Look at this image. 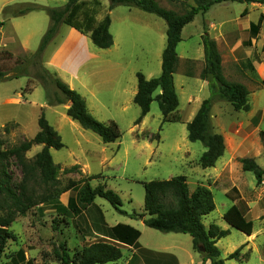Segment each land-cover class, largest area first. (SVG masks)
<instances>
[{"label": "rangeland", "instance_id": "1", "mask_svg": "<svg viewBox=\"0 0 264 264\" xmlns=\"http://www.w3.org/2000/svg\"><path fill=\"white\" fill-rule=\"evenodd\" d=\"M67 1L0 0V21L5 23L0 30V52L7 51L12 55L10 58L0 53V68L13 70L17 61L21 60L30 62L32 72L31 77L0 82V145L4 150H10L34 138L38 132L37 116L41 109H44L43 113L64 144L63 149L50 151L54 163L60 167L58 183L49 190L37 189L34 196L35 200L46 196L53 199L35 206L24 216L11 213V210L0 211V216L13 214L14 223L10 229L16 238L8 242L3 263L23 249L27 259L34 260V264H62L55 255L61 243H65L71 256H74L83 248L82 240L87 243L94 241L93 231L101 227L94 216L110 225L126 221L125 215L119 214L101 198L95 200L90 211L77 218L67 210L57 212V203L66 206L71 193L77 196V190L82 187L80 181L99 177L89 182L93 188L106 186L119 195L122 209L128 215L144 216L145 190L142 183L185 176L191 192L198 185H204L214 195L216 209L203 219V224L207 228L214 224L229 231V235L217 243L225 264H264V178L258 184L255 175L243 171L239 161L241 158H252L264 170V141L260 136V132L264 131V87L255 67H264V20L259 31L252 29L260 15H264V5L221 3L212 6L205 14L196 15L193 22L183 29L182 41L177 47L180 62L174 84L180 103L175 118L179 121L163 123L159 104L154 101L149 114L136 126L141 110L132 99L131 88L137 82V73L148 79L161 74L167 24L156 15L137 8L120 5L110 11V0H82L85 9L96 14L98 22L110 16V32L116 44L112 51L92 44L100 56L93 59L88 70L82 71V77L75 81L80 84V88L75 86L76 89L86 95L87 92H94L100 101L102 106L97 103L96 110L90 104L93 115L103 123L116 122L120 128L122 138L115 143L104 144L97 134L84 130L66 114L62 119L63 106L45 109L48 106L47 90L33 76L32 57L50 27L46 11L48 8L63 7ZM156 1L166 10L180 15L195 5L194 0L176 3ZM246 9L248 14L243 16ZM28 11L36 12L22 15ZM206 32L216 42L222 56L223 75L228 81L240 82L248 88L251 106L246 113L235 111L231 104L225 102L213 105V130L223 135L229 151L214 168L209 169L200 166L206 147L201 142L189 141L187 125L191 121L188 119L190 113L201 101L210 97V92L207 87L200 88L203 84L201 80L187 78L184 74L190 68V60H204L202 38ZM45 56L42 64L46 67ZM247 61H251L255 72L243 68L242 63ZM202 68L197 63L194 71L200 78H204ZM30 88L32 92H28ZM48 90L57 94L68 109V100L54 85H50ZM191 95L197 101H191L190 106ZM88 101L91 102L89 96ZM155 135H159L160 139L151 140ZM235 139L241 141L238 152ZM41 149L42 146H34L26 154L27 159H34ZM75 165L80 168L70 173L69 169ZM7 167L12 186L19 192L23 183L22 169L14 158L7 162ZM71 185L78 186L76 191L68 189ZM235 204L254 223V232L250 237L224 220L225 213ZM93 206H97L98 210ZM141 218L135 220L139 222ZM149 232L158 231L151 229ZM238 249L240 261L227 260ZM115 264H122V261Z\"/></svg>", "mask_w": 264, "mask_h": 264}, {"label": "trees", "instance_id": "2", "mask_svg": "<svg viewBox=\"0 0 264 264\" xmlns=\"http://www.w3.org/2000/svg\"><path fill=\"white\" fill-rule=\"evenodd\" d=\"M176 3L184 0H169ZM236 2L241 4L257 3L264 5V0H194L195 5L190 6L184 14L180 15L174 11L161 7L156 0H110L111 11L116 6H127L137 8L143 12L156 15L167 24V45L163 53L162 73L158 78L148 80L142 73H137L138 92L134 103L141 110V115L135 125H140L149 114L154 101L158 102L163 116V123L178 122L175 113L179 108V97L174 84V75L177 72L179 57L177 54L178 44L182 41V31L189 23L193 22L196 15L207 13L216 4ZM33 11H28L26 15ZM50 27L44 35L40 47L32 57L35 68L34 79H36L46 91L47 103L52 106L64 105L65 102L57 95L52 94L48 87L54 85L62 95L72 102L67 109V115L73 121L78 122L82 128L97 134L104 144H111L122 138V133L116 122L103 123L94 117L88 110L85 99L76 90L71 89L57 74L47 69L42 60L44 54L55 39L62 25L71 27L82 34L90 35L93 44L99 49H109L113 46V36L110 32L111 18L109 15L101 22L96 20V14L85 9L82 0H68L60 8H48ZM248 14L246 9L243 16ZM80 18V19H79ZM264 20L261 14L256 25H252L254 31H259ZM0 21V30L4 26ZM204 48L205 68L203 69L204 80L208 82L210 97L205 99L193 120L188 123V139L190 142H201L206 147V152L200 159V166L203 169L214 168L217 162L224 156L226 143L223 135L215 133L211 123L212 107L217 102L231 104L235 111L249 112L250 92L240 82L228 81L223 75L222 56L217 44L210 39L206 32L202 38ZM3 55L12 57L7 52H0ZM29 61L18 60L17 67L13 70L0 68V82L18 79L20 77H31ZM243 68H249L255 72L251 61L242 63ZM13 74V75H11ZM264 87V78L261 81ZM28 92H32L31 88ZM157 91L160 94L155 96ZM39 132L31 140L16 145L10 150H4L0 145V211L19 213L24 216L29 210L37 205L48 203L53 199L50 196L35 200L37 189L49 190L58 183L60 167L54 163L51 149L61 150L64 148L60 134L49 123L42 112L38 119ZM8 131V128H5ZM264 141V131L260 132ZM160 139L159 135L151 137V140ZM42 146L34 159H27L26 154L34 147ZM14 158L23 172V183L19 192L11 183L7 162ZM240 163L245 172H252L257 183L261 184L264 178V170L252 158H241ZM76 165L69 169V172L78 170ZM99 177L92 176L87 180L80 181L82 187L77 190V196L72 193L69 196L66 206L56 204V211H69L74 218L81 216L97 198L106 200L121 215L129 216L132 219L147 216L144 224L155 231L163 234H185L193 239V248L203 256L204 262L210 264H225L221 259V253L217 247L218 241L229 235L228 230H223L217 225H210L206 228L203 219L213 213L216 209L214 195L205 186H198L193 192L190 191L188 179L185 176L173 177L169 180L144 182L145 190L144 216L137 214L128 215L123 211V203L119 195L106 186L100 185L93 188L90 181ZM77 185H71L68 189L76 191ZM6 213L0 216V264H34V260L27 259L26 252L20 249L14 256L3 263L7 244L15 240V235L10 229L14 223V216ZM224 220L234 229L251 236L254 232V223L246 217L244 211L237 205H233L224 215ZM56 229V228H55ZM108 238H101L90 243H85L80 252L71 256L67 245L61 243L58 250H55L57 259L62 264H109L116 263L123 258L125 246H138L141 233L125 225H118L109 230ZM241 249V248H240ZM240 249L230 254L227 260L240 261Z\"/></svg>", "mask_w": 264, "mask_h": 264}, {"label": "crops", "instance_id": "3", "mask_svg": "<svg viewBox=\"0 0 264 264\" xmlns=\"http://www.w3.org/2000/svg\"><path fill=\"white\" fill-rule=\"evenodd\" d=\"M33 12H36V11H33ZM33 12H30V13H33ZM110 30H111V27H110ZM166 35H167V31H166ZM92 44H93V41L91 40L90 35L82 34L81 32L71 27L62 25L59 30V33L57 34L55 39L50 43V45L48 46L45 52L46 68L56 73L58 78L61 79L65 84H67L71 89L74 90L76 89V87L80 88V84L79 85L76 84L75 81H79V77H82V74H83L82 73L80 75V73L84 70L87 71L89 68V65L93 62V59H96L100 56V54H98V52H96L92 48L91 46ZM115 45L116 44L113 43V46L109 48L108 50L112 51ZM162 61H163V54H162ZM179 62H180V57H179ZM189 62H190V68L188 67L187 70L184 72V74L187 76V78H194V79L201 80L203 84H201L200 88L202 89L203 87H207L209 90L208 82L204 80L203 78L198 77L196 73L194 72L197 67V63H199V65L203 67L202 69L205 68V58L204 60H201V62L194 61V60H190ZM178 66H179V63H178ZM255 67H256V70H257V73L260 79L262 80L264 78V67L262 68H258L257 66ZM136 79H137V74H136ZM76 90L85 99L88 110L93 115L94 111L90 104H93V108L95 110L98 108L97 106L98 104L101 105L100 101L96 99L94 92L92 93L87 92L88 95H86L85 93L83 94V92H81L80 90L78 89ZM137 92H138V79H137V82L134 83L133 88H131V96H132L133 101H134V98ZM160 93L161 91H157L155 93V96ZM88 96L91 101L90 103L88 101ZM191 101L192 103H196L197 98L191 95L189 97V103H188L190 106L192 105ZM202 102L203 101H201L197 105V107L190 113L188 117L189 120L191 121L193 120ZM47 105L48 106H46L45 109L49 106H52V105H49L48 103ZM57 106L64 107L63 112H62V116H63L62 119H63L65 117V114L67 115V108L64 105H57ZM43 111L44 109H41L39 115L37 116V122ZM38 132H39V126H38ZM235 140H236L235 142L237 145L236 152H238L241 149V145H240L241 141H238L237 139ZM226 151H229L228 147H226ZM198 186H204V185H198ZM96 207L97 206H93V208H96ZM91 209H92V206H90L86 211H84V213L90 211ZM93 218L96 221H99V224L101 226L99 229H95L93 231L94 241L101 239V238L107 239L108 236H110L109 230L118 225L130 226L138 230L141 233V236L138 240V246L136 247L135 246H125L123 248V258L120 260L122 261V264H210L209 261L204 262L203 256L201 254H197L195 252L193 248V239L189 235L176 234V233L161 234L159 232H156L159 234L151 233L149 232L151 230L150 228H148L147 226L145 228L143 218H141L140 221L138 222L137 220L132 219L129 216H125V218H127L126 221H123V222L117 221V223L114 225L108 224L106 220H105L106 221L105 223H102L100 219L96 218L95 216ZM82 242L84 246L86 241L82 240Z\"/></svg>", "mask_w": 264, "mask_h": 264}, {"label": "water", "instance_id": "4", "mask_svg": "<svg viewBox=\"0 0 264 264\" xmlns=\"http://www.w3.org/2000/svg\"><path fill=\"white\" fill-rule=\"evenodd\" d=\"M71 106H72V102H69L68 105H67L68 109H69Z\"/></svg>", "mask_w": 264, "mask_h": 264}]
</instances>
